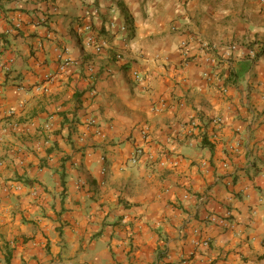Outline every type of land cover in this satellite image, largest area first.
Segmentation results:
<instances>
[{"label": "crops", "instance_id": "1", "mask_svg": "<svg viewBox=\"0 0 264 264\" xmlns=\"http://www.w3.org/2000/svg\"><path fill=\"white\" fill-rule=\"evenodd\" d=\"M0 264H264V0H0Z\"/></svg>", "mask_w": 264, "mask_h": 264}, {"label": "built area", "instance_id": "2", "mask_svg": "<svg viewBox=\"0 0 264 264\" xmlns=\"http://www.w3.org/2000/svg\"><path fill=\"white\" fill-rule=\"evenodd\" d=\"M108 27L109 28H117L118 30H120L122 32H126L127 31V28H126V26L124 24L118 26L114 21H109L108 22ZM84 29L88 30V29H90V26L89 25H84ZM184 42L185 41H182V45H184ZM86 44L88 46L93 47L96 50H99L100 48H102V47H104L106 45V42L97 40V38H95L94 35H87ZM200 48L204 52V54L207 55L208 60H211L212 62L215 61V56H213V54H215V51H216L217 48H216V46L214 44H211V43H208V42H205V41L201 40L200 41ZM235 49H236V45L235 44H228V45H225V46L222 47L221 53L223 55H225V56H229ZM119 57L120 56L117 55V58H119ZM68 61H69L68 59H65L64 63H68ZM2 71H7V67L2 66ZM133 76H134V78L136 80H140L141 79L139 73L136 72V71L133 73ZM213 122L215 124H219L220 123V118L213 119ZM87 123L88 124H94V120L93 119H89L87 121ZM141 153H142V149L140 147L135 148L134 151L131 153V155L129 157L130 163L131 164L137 163ZM101 160H104L103 156L101 157ZM105 170H106V168L102 167L101 168V173H105ZM207 221L212 223V224L221 226V227H224V226L228 225V223L226 222L224 217L217 216V215H209V216H207ZM203 243H205V241H203Z\"/></svg>", "mask_w": 264, "mask_h": 264}, {"label": "trees", "instance_id": "3", "mask_svg": "<svg viewBox=\"0 0 264 264\" xmlns=\"http://www.w3.org/2000/svg\"><path fill=\"white\" fill-rule=\"evenodd\" d=\"M202 142L205 144V145H208V147H212L211 146V142L206 140L205 136L202 138Z\"/></svg>", "mask_w": 264, "mask_h": 264}]
</instances>
